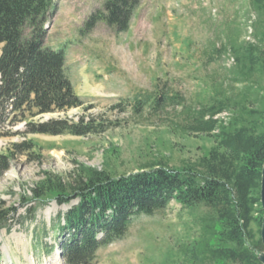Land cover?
<instances>
[{"label":"rangeland","instance_id":"rangeland-1","mask_svg":"<svg viewBox=\"0 0 264 264\" xmlns=\"http://www.w3.org/2000/svg\"><path fill=\"white\" fill-rule=\"evenodd\" d=\"M107 1L55 0L45 45L65 52L67 73L85 106L35 121L101 116L113 125L87 137L25 136L22 124L9 137L0 131V158H9V169H0V207L18 210L9 230L0 232V264H65L50 248L56 244L52 221L68 207L50 202L34 219L22 207L21 196H31L45 172L67 176L80 164L121 176L159 162L181 169L217 145L214 136L180 131L186 108L199 110L226 97L255 108L256 99L264 97V76L235 82V48L263 49L264 17L251 0H141L127 32L103 21L89 28ZM157 86H166L169 96L179 94L183 105L135 116L134 99L156 94ZM118 105L124 109H114ZM234 113L228 110L219 118L229 122ZM26 142L32 149L19 153L15 146ZM43 232L49 236L36 240ZM201 241L197 216L172 202L161 213L137 217L127 237L101 249L95 264H234L201 255Z\"/></svg>","mask_w":264,"mask_h":264},{"label":"trees","instance_id":"trees-1","mask_svg":"<svg viewBox=\"0 0 264 264\" xmlns=\"http://www.w3.org/2000/svg\"><path fill=\"white\" fill-rule=\"evenodd\" d=\"M140 2L108 0L104 12L91 17L89 28L103 21L118 33L127 32ZM251 3L264 17V0ZM56 11L55 0H0V131L4 136H11L21 124L25 136L53 137L98 135L113 125L101 116L35 121L85 106L67 73L65 52L45 45L46 26ZM259 40L263 49L257 45L235 48L236 83L247 84L254 76H264V33ZM157 89L156 94L134 99L131 110L135 116L183 105L179 94L169 96L166 86ZM256 101L258 107L249 108L246 101L226 97L199 110L186 108V123L180 124V131L214 136L217 143L196 163L175 169L159 162L121 176L80 164L67 176L45 172L31 189L32 195L21 196L22 207H28L33 219L50 202L68 207L52 221L56 244L50 248L62 254L65 264H95L101 249L127 237L137 217L154 216L172 202L197 216L201 255L217 262L261 264L264 97ZM119 108L124 109L123 105L114 107ZM228 110L235 111L229 122L216 119ZM31 144L15 148L24 153L32 149ZM0 169H9L8 157L0 158ZM199 211L205 214L199 216ZM17 212V208L0 207V232L9 230ZM48 236L36 233V240Z\"/></svg>","mask_w":264,"mask_h":264},{"label":"water","instance_id":"water-1","mask_svg":"<svg viewBox=\"0 0 264 264\" xmlns=\"http://www.w3.org/2000/svg\"><path fill=\"white\" fill-rule=\"evenodd\" d=\"M261 205H262V209L264 211V165H263V169H262V182H261ZM260 235H261L262 244L264 246V216H263V220H262V228H261ZM59 256H60V258H62L61 254ZM259 260H260L261 264H264V253L260 255Z\"/></svg>","mask_w":264,"mask_h":264},{"label":"bare ground","instance_id":"bare-ground-1","mask_svg":"<svg viewBox=\"0 0 264 264\" xmlns=\"http://www.w3.org/2000/svg\"><path fill=\"white\" fill-rule=\"evenodd\" d=\"M220 116H221V115H220ZM220 116H219V117H220Z\"/></svg>","mask_w":264,"mask_h":264}]
</instances>
